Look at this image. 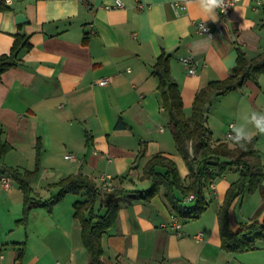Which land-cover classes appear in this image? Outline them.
I'll list each match as a JSON object with an SVG mask.
<instances>
[{
	"label": "crops",
	"instance_id": "1",
	"mask_svg": "<svg viewBox=\"0 0 264 264\" xmlns=\"http://www.w3.org/2000/svg\"><path fill=\"white\" fill-rule=\"evenodd\" d=\"M113 2L0 0V54L9 51L18 30L29 33L31 43L20 53V62L0 76L1 138L11 145L0 164L32 169L40 140V171L32 187L42 198L57 192L52 183L78 172L91 177L97 187L99 176L107 173L114 185L145 189L150 180L141 179L143 166L155 153L173 159L187 183V167L175 149L168 115L161 107L154 62L162 51L170 54V73L189 115L196 91L209 80L229 74L236 62V45L247 58L264 51V8L253 9V0L239 1L228 17L216 9L217 21L207 22L218 25L221 32L212 36L195 32L194 21H205V16L195 5L186 7L184 0H122L121 8ZM174 2L185 7L176 13ZM2 3L6 9H1ZM17 13L25 20L17 22ZM197 41H207V46L194 53ZM186 55L195 61L193 73L180 60ZM107 76L111 77L108 83L100 85L98 80ZM263 110V73L257 81L248 79L242 87L211 96L205 123L212 142L224 141L230 121L244 123L246 116ZM119 120L121 126L116 125ZM248 129L254 155L264 166V135L256 134L251 125ZM67 154L75 159L66 158ZM238 175L239 170L233 169L218 176L205 193L209 201L205 212L184 220L179 233L168 226L171 213L162 191L149 202L129 201L127 194L121 195L117 220L101 237L104 260L264 264V242L241 252L221 247L216 211ZM85 197L84 192L68 193L50 212L34 207L27 223L17 225L22 192L11 177L8 186L0 181V264H86L89 255L73 215V203ZM261 203L259 189L237 197L228 213L230 229L236 231L241 222L252 218ZM257 218L261 220L262 214ZM198 231L202 239L194 237Z\"/></svg>",
	"mask_w": 264,
	"mask_h": 264
},
{
	"label": "trees",
	"instance_id": "2",
	"mask_svg": "<svg viewBox=\"0 0 264 264\" xmlns=\"http://www.w3.org/2000/svg\"><path fill=\"white\" fill-rule=\"evenodd\" d=\"M3 3L1 9H6ZM20 28V27H19ZM31 47L29 33L18 30L8 52L0 54V76L8 68L20 62L19 55L23 50ZM236 62L229 74L223 79L209 80L195 93L191 113L186 115L178 83L171 76L169 69L170 54L162 51L152 66V73L156 76L157 90L160 95L162 109L168 115V128L171 132L175 149L182 157L187 167V183H184L173 159L163 153H155L149 157L144 166L141 179L150 180L145 189L126 190L119 185L109 192H103L94 180L81 172L68 174L52 183L58 188L57 192L48 198H42L34 191L32 182L40 171L42 146L40 140L35 146V165L32 169H20L15 166L0 164V174L11 177L22 192L21 217L15 221L17 225L26 224L29 212L34 207H45L49 212L54 204L66 194H81L86 197L73 203V215L80 223L82 244L89 255L86 264H117L103 258L101 244L102 234L117 220L119 210L118 200L127 194L128 200L149 202L162 191L164 201L171 214L178 216L181 221L199 218L207 209L209 201L206 199L208 191L215 179L233 169L239 170L238 178L232 181L226 190L224 199L216 211L219 226L221 247L230 252L254 250L259 242H264V166L255 157L252 142L246 150L239 146L230 147L227 141L212 142L211 131L206 125V106L211 96L222 95L230 90L242 87L250 79L257 81L258 76L264 74V51L247 58L245 52L235 46ZM121 121L116 125L121 126ZM11 145L1 138L0 157ZM141 146L139 154L143 155ZM157 168H162L159 170ZM259 189L262 203L255 215L240 223L236 231L229 227V209L237 197L245 192ZM192 198L186 201V197ZM98 203V206L96 203ZM262 214L261 220L257 217ZM22 247L17 249V259H22Z\"/></svg>",
	"mask_w": 264,
	"mask_h": 264
},
{
	"label": "built area",
	"instance_id": "3",
	"mask_svg": "<svg viewBox=\"0 0 264 264\" xmlns=\"http://www.w3.org/2000/svg\"><path fill=\"white\" fill-rule=\"evenodd\" d=\"M239 1H241V0H225L226 9L224 10V9L218 8L219 12L221 13V15L223 17H228L232 7L235 4H237ZM112 6L117 7V8H121L124 5H123L122 0H114ZM138 6L141 7V8L144 7V5L142 3H138ZM172 6H173V8H174L176 13H178L180 8H184L185 7L184 4L178 3V2L172 3ZM252 8L255 9V10L260 9V8H264V0H253ZM193 24H194V30L198 34H205V35H208V36H212L217 31L221 32V28L218 25L217 26H212L208 22L205 24V21L202 20V19L195 20ZM205 27L207 28V31L205 30ZM180 60L187 67V71L189 73H193L195 71V61H194L192 56L186 55V56L181 57ZM110 79H111V77H109V76L102 77V78H100L98 80V83L100 85H105V84L108 83V81ZM261 112H264V110L261 111ZM234 124H235L234 121H230L227 124V128H226L225 133H224V140L229 142V143H230V141L228 140V137H229V135L231 133V127ZM65 157L69 158V159H75V156L72 155V154H67V155H65ZM99 180H100L99 187H100V189L103 192H109V191H111L114 188V184L112 182V176L111 175H109L107 173L106 174H101L99 176ZM0 181H2L4 185L8 186V184H9V176L0 174ZM191 198H192V195H189L188 199H191ZM168 226L172 230H174V231L179 233L180 229H181V226H182V221L175 214H171ZM194 237L196 239H202L203 238V233L201 231H198L194 235ZM56 264H62V263L61 262H57Z\"/></svg>",
	"mask_w": 264,
	"mask_h": 264
},
{
	"label": "clouds",
	"instance_id": "4",
	"mask_svg": "<svg viewBox=\"0 0 264 264\" xmlns=\"http://www.w3.org/2000/svg\"><path fill=\"white\" fill-rule=\"evenodd\" d=\"M187 6H197L199 11L205 16V24L207 21L216 20V9H226L225 0H184ZM207 31V28L205 27ZM207 46V41H197L193 44V52L198 49L202 50ZM248 125L255 130L256 134L264 135V112H252L246 116L244 123H237L231 127V133L228 137L230 143L246 150L248 143H251L252 133L248 129Z\"/></svg>",
	"mask_w": 264,
	"mask_h": 264
},
{
	"label": "water",
	"instance_id": "5",
	"mask_svg": "<svg viewBox=\"0 0 264 264\" xmlns=\"http://www.w3.org/2000/svg\"><path fill=\"white\" fill-rule=\"evenodd\" d=\"M15 18H16L17 22H21V21L25 20V17H24V15L22 13H17Z\"/></svg>",
	"mask_w": 264,
	"mask_h": 264
},
{
	"label": "rangeland",
	"instance_id": "6",
	"mask_svg": "<svg viewBox=\"0 0 264 264\" xmlns=\"http://www.w3.org/2000/svg\"><path fill=\"white\" fill-rule=\"evenodd\" d=\"M254 191H255V190H254ZM254 191H253V192H254ZM253 192H252V193H253Z\"/></svg>",
	"mask_w": 264,
	"mask_h": 264
}]
</instances>
